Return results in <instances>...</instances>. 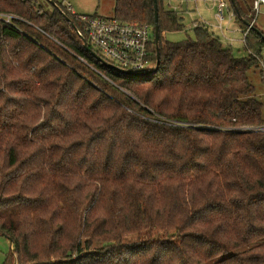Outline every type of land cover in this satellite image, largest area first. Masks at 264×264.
I'll list each match as a JSON object with an SVG mask.
<instances>
[{"label":"trees","instance_id":"1","mask_svg":"<svg viewBox=\"0 0 264 264\" xmlns=\"http://www.w3.org/2000/svg\"><path fill=\"white\" fill-rule=\"evenodd\" d=\"M45 1L0 0L44 32L22 22L0 34L7 263L264 264V132L236 130L264 124L249 77L264 82L263 37L251 28L242 57L204 25L169 42L183 17L157 0L159 66L131 76ZM227 1L245 32L253 5L235 0L239 18ZM114 17L154 33L153 0H115Z\"/></svg>","mask_w":264,"mask_h":264},{"label":"built area","instance_id":"2","mask_svg":"<svg viewBox=\"0 0 264 264\" xmlns=\"http://www.w3.org/2000/svg\"><path fill=\"white\" fill-rule=\"evenodd\" d=\"M65 1L66 0H61L62 6L81 23L83 32L86 34L88 45L96 53L98 52L99 56L105 61L121 70L137 74V76L147 74L155 69L156 62L152 59L153 51L151 48V44L154 41V33L151 26L123 22L114 16L105 18L97 14L78 15L73 10L72 6L69 3H65ZM190 1L196 2V0ZM216 1L215 19L218 21L217 28L222 30V23L225 20V9L229 8L228 12L230 19L235 18V15L227 0ZM262 6H264V0H254L253 12L256 16H254L247 30L243 32L244 38L252 26H256L257 16ZM173 9L177 10L178 7H174ZM22 22L42 31L17 13L0 11V34L5 27H11L18 31H22L20 25ZM198 25L195 24V26ZM260 65L264 80V62H261ZM125 92L128 93L127 91ZM236 130L264 132V124L257 127L243 126L236 128Z\"/></svg>","mask_w":264,"mask_h":264},{"label":"rangeland","instance_id":"3","mask_svg":"<svg viewBox=\"0 0 264 264\" xmlns=\"http://www.w3.org/2000/svg\"><path fill=\"white\" fill-rule=\"evenodd\" d=\"M58 1L61 2V0ZM36 2L47 6L45 0H36ZM253 2L254 0H247V3L252 5ZM65 3H69L78 15L97 14L105 18H111L114 16L115 0H66ZM216 5L217 1L214 2V0H197L196 4L194 2L182 3L180 0H164V6L166 8L176 10L173 8L178 7L175 12L183 17L185 28L179 32L165 33L163 37L169 42H181L188 39H194L195 24H202L220 39L224 47H230L236 56H245L247 51L245 49L243 32L239 29L240 25L235 21V18L230 19L228 8L225 9V20L222 23L223 29H218V21L215 19ZM254 16L256 15L254 14ZM255 27H257L264 35V6L260 8ZM261 62H264V52L262 53ZM249 77L255 86L256 98L263 104L264 117V82L261 80V77L257 72L251 71ZM12 254L13 251L9 240L0 235V264H5L7 261L10 262Z\"/></svg>","mask_w":264,"mask_h":264},{"label":"water","instance_id":"4","mask_svg":"<svg viewBox=\"0 0 264 264\" xmlns=\"http://www.w3.org/2000/svg\"><path fill=\"white\" fill-rule=\"evenodd\" d=\"M48 2L53 5L54 7H56L59 12L67 19V21L72 25V27L77 30V28L75 27V25L73 24V22L71 21V19L66 15V13L53 1V0H48ZM154 2V16H155V27H154V42H155V50H156V67L154 70L150 71V72H154L155 70H157L159 63H160V46H159V42H160V31H159V26H158V17H159V9H158V1L157 0H153ZM235 13L237 14V17L240 18V14H239V10L238 7L236 6V2L235 0H230ZM245 25L249 26L250 24H247L245 22H243ZM252 29L255 30L259 35H261L264 39V35H262V33L260 32V30L254 26H252ZM78 31L79 36L81 37L82 41H83V46L85 48L86 51H88L92 56H94L99 62H101L102 64L106 65L108 68L115 70L117 72H120L122 74L125 75H131V76H137V74H133L131 72H127L124 70L119 69L118 67L108 63L107 61H105L102 57H100L89 45L88 42L86 40V38L82 35V33ZM16 264V262L14 263Z\"/></svg>","mask_w":264,"mask_h":264},{"label":"crops","instance_id":"5","mask_svg":"<svg viewBox=\"0 0 264 264\" xmlns=\"http://www.w3.org/2000/svg\"><path fill=\"white\" fill-rule=\"evenodd\" d=\"M181 1V0H180ZM216 0H214V2H215ZM182 3H184V2H191L192 3V1H189V0H184V1H181ZM195 4L197 3V0H196V2H194ZM214 5V4H213ZM239 29L243 32V30L241 29V26L239 27ZM10 242V241H9ZM10 246H11V248H12V244H11V242H10Z\"/></svg>","mask_w":264,"mask_h":264}]
</instances>
